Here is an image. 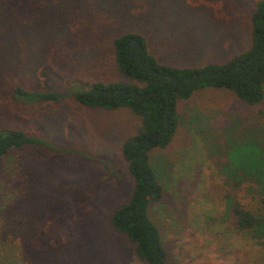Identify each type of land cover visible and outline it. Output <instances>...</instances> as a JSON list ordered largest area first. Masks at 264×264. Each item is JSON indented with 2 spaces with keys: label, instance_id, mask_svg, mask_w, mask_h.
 <instances>
[{
  "label": "rangeland",
  "instance_id": "rangeland-1",
  "mask_svg": "<svg viewBox=\"0 0 264 264\" xmlns=\"http://www.w3.org/2000/svg\"><path fill=\"white\" fill-rule=\"evenodd\" d=\"M157 5L156 13L151 12L153 18L148 13L134 21H140L134 30L145 37L150 53L161 62L172 60L179 66L220 63L249 44L251 0H157ZM154 26L162 27L156 30ZM158 32L164 34L162 40L168 46H160ZM177 48L181 55L172 54ZM99 49L90 46L81 52L84 69L70 78L72 84L96 76L87 62L101 57ZM35 68L30 65L34 87L64 88ZM106 77V82L128 81L114 73ZM27 78L31 77L22 80ZM10 104L15 111L0 124L32 129L55 151L31 146L26 152L9 151L0 162L1 203L19 196L27 184V190L32 186L40 198L33 207V228L45 234L32 230L26 253L18 237L0 239V264H53L52 259L57 264H76L78 257L70 251H81L80 247L88 252L78 254L84 264H143L127 241L107 226L110 210L129 197L132 180L120 148L137 130V118L125 108L88 109L71 98L56 104ZM176 111L178 124L171 140L162 149H152L148 157L161 187L159 199L149 210L160 227L164 264H264V247L255 246L247 235L228 225L220 173L225 141H237L243 128L258 122L264 127V98L250 116L230 92L207 88L177 101ZM80 192L86 195L84 199L78 198ZM62 231L71 234L67 237ZM106 234H110L109 242L101 246L99 240Z\"/></svg>",
  "mask_w": 264,
  "mask_h": 264
},
{
  "label": "trees",
  "instance_id": "trees-1",
  "mask_svg": "<svg viewBox=\"0 0 264 264\" xmlns=\"http://www.w3.org/2000/svg\"><path fill=\"white\" fill-rule=\"evenodd\" d=\"M251 1L249 44L244 51L220 63L179 66L172 60L161 62L150 53L145 37L134 30L139 27L140 21L134 22L138 17L157 11V0H0V121L15 111L10 102L45 105L64 98L88 109L125 108L137 118V130L120 148L132 180L129 197L110 210L107 226L127 241L134 257L143 264H164L166 258L159 224L149 210L159 199L161 187L148 157L152 149H162L171 140L178 124L177 101L207 88L225 90L250 116L263 101L264 0ZM149 18H153L152 13ZM161 27L154 26L156 30ZM156 36L161 47L167 45L162 32ZM90 46L100 47L105 55L101 53L97 60L87 62L90 65L86 67L95 68L97 74L72 84L70 78L84 69L80 54ZM178 48L173 55L182 54ZM30 65L43 76L54 77L64 88L45 91L34 87ZM110 73L131 82H106ZM27 75L32 80H22ZM2 125L0 162L9 151L26 152L31 146L55 151V146L35 136L32 129ZM256 125L243 128L237 141H225L220 173L226 188L224 215L228 225L263 248L264 127L259 122ZM26 188L6 203L0 200V239L18 237L24 253L32 230L45 235L33 228L31 219L32 215L36 217L33 207L40 198L32 186ZM82 193H77L78 198H85ZM64 233L67 237L71 234ZM109 235L99 240L101 246L109 242ZM79 249L70 251L78 257V262L71 261L84 264L78 254L88 252L84 247ZM52 262L57 264L54 259Z\"/></svg>",
  "mask_w": 264,
  "mask_h": 264
}]
</instances>
